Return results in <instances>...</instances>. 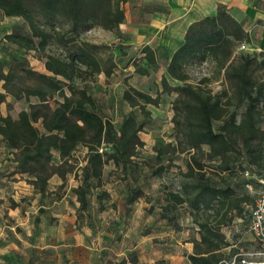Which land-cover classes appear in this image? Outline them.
<instances>
[{
  "label": "rangeland",
  "instance_id": "1",
  "mask_svg": "<svg viewBox=\"0 0 264 264\" xmlns=\"http://www.w3.org/2000/svg\"><path fill=\"white\" fill-rule=\"evenodd\" d=\"M14 32L28 35L31 29L23 19L6 17L0 11V60L6 64L5 72L11 71L18 76L12 85L15 96L4 89L3 81L0 82V96L4 95L0 102V117L10 115L17 118L23 110L30 112L31 105L38 104L39 98L27 96L21 92L20 87L45 88L44 83L32 72L52 75L46 68L49 57H64L62 49L55 45L41 50L37 38L35 48L29 51L12 44L6 36ZM80 39L99 46V55L109 61L106 67L114 71V81L112 84L105 83V77L100 79V74L93 75L85 70L77 71L72 81L60 77L58 79L64 89L48 96L52 107H57L63 101V93L71 94L70 87L85 90L95 98L100 114L110 119L116 130L126 118L136 117L143 124L140 138L145 145L139 148L127 170L115 166L113 161L107 159L105 154L111 153L112 149L106 145L99 150L103 162L101 176L90 174L88 178L84 168L95 153L80 146L70 159L72 172L63 179L54 175L48 182L43 199L33 195L30 196L33 199L25 204L31 213V223L16 230L23 238L21 243L25 251V264H82L86 246L92 249V260L97 264H191L188 256L194 252L193 242L200 237L198 225L190 206H176L169 200V194L181 193L184 184L199 179L221 188L231 186L235 198L249 197L239 209L227 214L226 208L217 218L218 221L226 222L222 230L231 245L223 250L224 259L231 264H244L245 260L264 263V245L250 229L249 215V210L258 199L264 198V139L258 142L252 154L241 149L232 155L230 170L226 172L221 171L219 160H209L206 155L209 147L204 146V154L197 155L204 165V173L195 178L187 177L191 157L187 151H182L186 144L181 140L175 122L178 116L175 111L178 95L162 93L161 83L166 76L172 86L185 84L169 78L164 69L166 62H163L160 71L150 67L140 47H128V57L119 59L123 52L116 50L118 43L112 42V36L100 28L84 33ZM238 52L260 54L245 51L243 45ZM263 59L258 56V61ZM126 63H132V66L124 71ZM213 70L212 64L208 62L192 65L187 82L195 85L202 83L214 95L222 97V103L226 104L228 97L223 96V92L227 83L223 78L216 79ZM259 75L264 80V72ZM207 78L209 80L203 82ZM135 89L153 98L158 96L159 104H145L135 94ZM125 93L136 98L141 106L133 108L124 99ZM230 111H234V108ZM258 111L257 126L264 134V102ZM42 122L40 120L35 123L41 130ZM220 125V122L215 123L216 128ZM8 149L5 151L6 165L15 169L21 167L22 171L23 165L15 162L14 152ZM159 150L164 151L160 157ZM53 161L55 164L61 163L57 152H54ZM24 176L26 183L34 186L30 184L34 177L27 173ZM78 187L85 191L86 207L79 202ZM137 187L142 188L143 195L133 204H128L131 190ZM7 199L11 205L16 202L9 194ZM0 209V219H9L10 209ZM49 244L52 246L46 247ZM3 247L0 244L1 250ZM0 260L2 262V258Z\"/></svg>",
  "mask_w": 264,
  "mask_h": 264
},
{
  "label": "trees",
  "instance_id": "2",
  "mask_svg": "<svg viewBox=\"0 0 264 264\" xmlns=\"http://www.w3.org/2000/svg\"><path fill=\"white\" fill-rule=\"evenodd\" d=\"M125 2L0 0L3 15L21 18L31 29L28 35L15 32L8 34L6 39L10 43L29 51L35 48L37 38L41 50L55 45L64 53V57L50 56L46 62V68L52 75L32 72L44 83L45 88L20 87L27 96L38 97L39 103L32 104L30 112H19L17 118L10 115L0 117V135L14 152L15 162L23 165L22 173L34 177L30 184L43 194L47 192L48 182L54 175L63 179L72 172L70 159L80 146L95 153L90 165L84 168L88 178L91 175L101 176L103 162L99 150L106 145L112 149L111 153L106 152L107 159L124 170L128 169L139 148L145 145L140 138L143 124L136 117L126 118L116 130L112 121L100 114L95 98L85 90L70 87L71 94L63 93V101L55 108L48 98L63 91L64 87L58 79L60 77L72 81L80 70L109 76L114 72L106 67L109 61L99 55L97 44L78 39L95 28L119 34V26L125 20L122 8ZM218 9L216 16L192 23L184 43L166 66L169 78L185 85L172 86L166 76L161 83L162 93L178 95L175 122L181 140L186 144L182 151H187L191 157L186 174L191 178L204 173V165L197 157L199 153L204 154V146L209 147L206 154L209 160H219L221 171L226 172L230 170L232 155L241 149L252 154L258 142L264 139L263 132L257 126L258 108L264 102V80L259 75L264 72V59L258 61V56L264 57V53H239L240 46L250 42L244 24L234 19L225 6L220 5ZM143 53L147 64L158 71L154 51L147 46ZM207 62L212 64L215 78H223L227 83L223 92V96L228 97L226 104L222 103V97L214 95L202 83L195 85L187 82L190 79L189 68ZM5 68V62L0 60V82L3 81L4 89L15 96L12 85L18 76L11 71L5 72ZM135 94L147 105L159 104L158 96L153 98L137 89ZM3 97L1 94L0 102ZM124 99L133 108L141 106L129 93H125ZM231 108L234 111H230ZM40 120L43 121V130L35 125ZM216 122L221 123L218 128L215 127ZM54 152L59 154L60 164L54 163ZM163 152L159 150L158 157ZM182 187L181 193H170L169 200L176 206L188 204L198 225L200 237L193 242L194 252L188 256V260L191 264H231L222 253L231 246L222 230L226 222L218 221L217 218L226 208L227 214L239 209L249 197L235 198L231 186L221 188L202 179L188 182ZM77 190L80 204L86 207L85 191L81 187ZM142 195V188L131 190L127 203L133 204Z\"/></svg>",
  "mask_w": 264,
  "mask_h": 264
},
{
  "label": "crops",
  "instance_id": "3",
  "mask_svg": "<svg viewBox=\"0 0 264 264\" xmlns=\"http://www.w3.org/2000/svg\"><path fill=\"white\" fill-rule=\"evenodd\" d=\"M220 5L225 6L234 19L244 24L250 42L243 44V49L264 53V0H126L122 5L125 20L119 26L120 33L103 30L112 36V42L118 43L116 50L123 52L119 59L128 57V47H140L144 55L143 49L148 46L157 55L159 68L166 62L164 69L167 70V64L184 43L192 23L208 16H216ZM131 66L132 63H126L124 71ZM113 76L114 72L111 76L102 73L100 79L105 77L104 82L112 84ZM100 83L102 85V80ZM6 146L0 135V208L10 209V218L0 219V244L4 246V249H0V263L25 264V251L22 250L21 243L23 238L16 230L31 223V213L25 207L26 202L33 199L30 196L43 199L44 195L26 183L21 167L15 169L6 165ZM8 150L12 151L10 148ZM7 194L16 201L13 205L8 202ZM50 244L46 247L52 246ZM86 249L82 264H97L92 260V249L89 246Z\"/></svg>",
  "mask_w": 264,
  "mask_h": 264
},
{
  "label": "built area",
  "instance_id": "4",
  "mask_svg": "<svg viewBox=\"0 0 264 264\" xmlns=\"http://www.w3.org/2000/svg\"><path fill=\"white\" fill-rule=\"evenodd\" d=\"M249 187L251 188V186ZM250 215V229L264 245V198L258 199L255 207L250 209ZM245 262L247 261L245 260Z\"/></svg>",
  "mask_w": 264,
  "mask_h": 264
},
{
  "label": "water",
  "instance_id": "5",
  "mask_svg": "<svg viewBox=\"0 0 264 264\" xmlns=\"http://www.w3.org/2000/svg\"><path fill=\"white\" fill-rule=\"evenodd\" d=\"M244 264H264V263H260V262H257V263H253V262H245Z\"/></svg>",
  "mask_w": 264,
  "mask_h": 264
}]
</instances>
